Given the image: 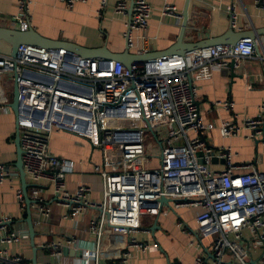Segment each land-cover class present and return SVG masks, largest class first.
<instances>
[{
	"label": "built area",
	"instance_id": "obj_1",
	"mask_svg": "<svg viewBox=\"0 0 264 264\" xmlns=\"http://www.w3.org/2000/svg\"><path fill=\"white\" fill-rule=\"evenodd\" d=\"M60 1L70 8L85 0ZM106 2L100 0L99 14ZM29 4L30 0H18L19 11L13 16L17 27L13 28L31 26ZM254 4L264 9V0ZM114 9L125 13L126 1L117 0ZM151 13L147 0H133L123 30L129 51L141 39L142 48L137 50L146 52ZM240 14L246 17L243 27L238 25ZM161 15L181 18L170 2H164ZM228 16L232 29L250 27L241 0L233 1ZM248 59L258 60L264 70V34L243 37L234 45L219 43L184 54H161L128 66L116 59L80 57L65 48L20 45L15 55L0 52V80L7 81L9 90L16 81L18 88L15 125L30 209L36 212L34 228L51 214V201L64 204L72 219L88 208L96 209L98 214L88 223L95 245L83 251L84 263L91 264L97 262L103 237L113 232L126 236L125 247L155 249V244L130 234L142 226L145 216L189 207L197 210L196 238L210 241L195 256L194 264H264V171L251 163L238 166L246 171H234L231 148L215 147L205 139L215 124L202 118L197 93L198 82L209 78L213 70L230 62L237 67ZM215 103L233 112L232 100ZM7 104H0V110L10 108ZM234 116L220 122L222 136L245 129L247 137L262 138L264 100L259 113L243 118L242 126ZM57 131L85 140L100 152L101 162L93 165L103 183L100 201L90 200L87 184L73 192L66 189L64 177L72 171L73 162L51 153L50 137ZM214 158L225 167L213 169ZM10 178L7 165L0 162V183ZM41 179L52 185V199L44 194ZM15 196L25 212L21 187L15 189ZM13 221L0 217V264H25L21 254L6 248L28 240L12 227ZM179 224L185 226L182 221ZM42 247L61 255L59 243ZM127 255L124 251L119 257L124 261Z\"/></svg>",
	"mask_w": 264,
	"mask_h": 264
},
{
	"label": "crops",
	"instance_id": "obj_2",
	"mask_svg": "<svg viewBox=\"0 0 264 264\" xmlns=\"http://www.w3.org/2000/svg\"><path fill=\"white\" fill-rule=\"evenodd\" d=\"M117 0H107L101 9L100 0L77 1L68 8L60 0H30V25L42 36L55 40H67L85 47H100L105 45L112 52H122L126 48L123 38L124 22L128 18L125 13L114 9ZM129 8L130 0H125ZM152 7L148 22V38L145 44L146 52H139L142 48L141 39H137L138 47L131 49L134 54H151L159 56L176 41L181 27L182 18L163 17L161 9L164 2L174 4L180 14L185 0H147ZM234 0H190L188 7V22L184 33V40L194 42L213 36L224 34L229 28L228 11ZM244 10L250 20L248 29L259 28L264 25V9L255 6L254 0H241ZM241 6H238V9ZM18 0H0V25L17 27L13 16L18 13ZM246 17L240 14L238 25L243 27ZM237 30V29H233ZM238 31V30H237ZM138 35V34H136ZM10 46L0 40V52L9 53ZM200 114L205 121H211L215 127L205 136L213 146H229L232 152V162L237 167L236 172L246 169L238 167L251 163L260 171H264V124L262 138L247 137V130L238 134L222 136L219 124L235 114V121L241 125L243 118L255 117L259 113V105L264 100V70L258 60L248 59L239 63L233 69L226 67L215 69L212 75L200 80L197 86ZM13 89L5 79L0 80V104H10ZM232 100L233 112H226L216 101ZM15 114L13 110H0V162L7 165L11 178L0 183V217L12 218L14 228L19 230L23 212L15 196V189L21 187L18 171L15 167ZM49 149L52 154L71 160L73 169L65 174L64 185L73 192L80 184L89 185V198L100 201L103 183L99 173L93 170L94 164L101 162V154L85 140H79L67 132H53L50 137ZM213 169L221 170L225 167L222 160L213 159L210 162ZM44 194L52 199V185L41 179ZM51 214L35 227L34 243L38 247L36 264H85L83 251L92 249L95 245V235L88 229L89 220L98 214L93 208L84 210L75 219L67 215L64 204L51 201ZM195 209L180 207L175 212H160L156 216H145L142 226L130 236L138 241L155 244L156 248L142 251L137 246H127L126 236L113 232L103 237L97 264H114L121 262L120 253L126 251L128 255L121 264H194V258L209 244L208 239L196 238ZM36 212H32V218ZM184 222L181 226L179 222ZM156 227L152 229L153 223ZM245 233H248L245 230ZM68 239H73L68 243ZM55 242L61 246V255L57 256L51 248L42 247L44 243ZM67 247L70 251L64 252ZM12 253L22 255L24 262L32 264V249L28 240L19 244L6 246ZM256 253H259L257 251ZM92 262L91 264H95Z\"/></svg>",
	"mask_w": 264,
	"mask_h": 264
},
{
	"label": "water",
	"instance_id": "obj_3",
	"mask_svg": "<svg viewBox=\"0 0 264 264\" xmlns=\"http://www.w3.org/2000/svg\"><path fill=\"white\" fill-rule=\"evenodd\" d=\"M190 0H185L183 9L181 12V27L179 35L164 54H184L187 51L202 48L212 44L225 43L234 45L239 39L250 36L255 37L258 35L264 34V25L259 28L247 29V30H233L231 27L224 33L219 36H213L204 40L187 42L184 40V33L186 31L187 22H188V7ZM133 0H130L128 14L132 11ZM0 40L4 41L10 46L9 53L15 55L18 46L20 45H31L37 47H44L50 49L65 48L70 53H73L80 57H100L104 59H116L123 63L125 66H128L134 62H140L155 57L154 55L145 53V54H134L131 53L127 48L122 52L112 53L110 52L105 45L100 47H85L74 42L67 40H55L42 36L39 34L32 26L25 30L18 28L7 27L0 25ZM229 68L233 69L234 64L230 62ZM17 105H18V88L16 81L13 84V97L9 104L13 110L15 116L17 115ZM14 144H15V167L19 174L21 189L24 195V200L26 204L25 216L18 222L19 233L28 238L29 244L32 249V264H36V255L38 247L34 243V237L36 236V231L32 223V213L30 209L31 199L27 194V187L29 183L26 182L25 172L23 170L22 160H21V148L19 145V135L18 129L16 127L14 134ZM161 202L166 203V199H162ZM156 227V222L153 223L152 229ZM64 252L70 251L69 248L64 247Z\"/></svg>",
	"mask_w": 264,
	"mask_h": 264
},
{
	"label": "trees",
	"instance_id": "obj_4",
	"mask_svg": "<svg viewBox=\"0 0 264 264\" xmlns=\"http://www.w3.org/2000/svg\"><path fill=\"white\" fill-rule=\"evenodd\" d=\"M23 216H25V212H23ZM26 263H29L28 261H25Z\"/></svg>",
	"mask_w": 264,
	"mask_h": 264
},
{
	"label": "rangeland",
	"instance_id": "obj_5",
	"mask_svg": "<svg viewBox=\"0 0 264 264\" xmlns=\"http://www.w3.org/2000/svg\"><path fill=\"white\" fill-rule=\"evenodd\" d=\"M263 23H264V19H263ZM154 149H159V148H154Z\"/></svg>",
	"mask_w": 264,
	"mask_h": 264
},
{
	"label": "bare ground",
	"instance_id": "obj_6",
	"mask_svg": "<svg viewBox=\"0 0 264 264\" xmlns=\"http://www.w3.org/2000/svg\"><path fill=\"white\" fill-rule=\"evenodd\" d=\"M3 42V41H2Z\"/></svg>",
	"mask_w": 264,
	"mask_h": 264
}]
</instances>
